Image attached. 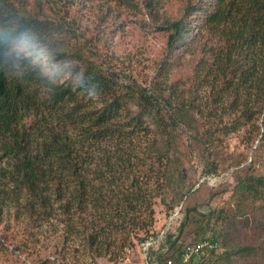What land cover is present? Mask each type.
Masks as SVG:
<instances>
[{"label":"trees","instance_id":"1","mask_svg":"<svg viewBox=\"0 0 264 264\" xmlns=\"http://www.w3.org/2000/svg\"><path fill=\"white\" fill-rule=\"evenodd\" d=\"M108 1L101 22L118 14L121 0ZM178 2L160 25L166 55L142 83L103 70L109 27L76 45L64 36L74 21L45 15L42 0H0V222L12 218L29 238L53 219L92 261L156 238L153 204L182 185L178 138L188 132L204 175L224 157L237 175L211 194L223 203L186 205L147 261L177 258L186 231L216 245L196 264H264V0ZM239 132L244 147L256 141L249 159L226 151Z\"/></svg>","mask_w":264,"mask_h":264},{"label":"rangeland","instance_id":"2","mask_svg":"<svg viewBox=\"0 0 264 264\" xmlns=\"http://www.w3.org/2000/svg\"><path fill=\"white\" fill-rule=\"evenodd\" d=\"M130 1L131 3L127 0L119 1L118 14L114 19L106 21L105 18L104 22H101L97 15L108 8L110 4L108 0H42L44 6L42 11L49 17L52 14L64 16L65 27L68 25L72 28L71 24L74 21V31L67 32L64 36L70 43L74 42L76 45H80L87 37L94 39H97V35L102 37L105 26V29L109 27L112 32L109 30L105 50L100 58L103 70L120 80L136 78L142 83H148L157 72L159 62L166 55V34L160 26L162 19L165 16L173 18L174 15H178L181 5L178 0H172L173 3L170 0H162L164 4L162 1L152 0L151 6L146 5L145 0ZM134 1H137V7L132 6ZM40 52L42 60L56 63L45 57L43 51ZM86 99L88 95H85ZM241 135L240 132L233 133L226 139V151L234 157L238 153L246 152L249 159L256 141L253 146L246 148L241 141ZM178 140L179 149L186 154L179 160L182 185L167 189L161 195L163 200L160 197L155 198L154 221L149 228V235L152 232L158 234L156 238H150L154 240L152 243L154 249H159V241L165 233L174 235L177 233L176 227L182 219V210L186 205L197 204L199 210L205 211L210 205L213 207L223 203L224 196H214L211 199V194L224 186L230 187L237 175L236 167L228 166L231 159L224 156L227 165L224 169L214 175H204L196 149L188 152L191 149L188 144V132H184ZM188 189L190 190L186 192ZM216 224L213 221L212 227ZM34 231L36 232L35 229ZM61 231V224L51 219L37 229V235L31 234L26 238L21 223L4 217L0 222V264H58L61 256L64 264H144L147 260L143 250L146 241L141 243L132 237L134 245L132 247L127 245L118 256L111 253L92 261L86 253L74 251L71 240L61 241ZM144 234L145 232L138 231L139 236ZM207 235L208 237L211 235V230ZM179 237V240L184 242L197 239L193 233L186 231ZM161 248L165 250L166 247ZM151 257L152 262L148 263L157 264L153 261L155 255L152 254Z\"/></svg>","mask_w":264,"mask_h":264},{"label":"built area","instance_id":"3","mask_svg":"<svg viewBox=\"0 0 264 264\" xmlns=\"http://www.w3.org/2000/svg\"><path fill=\"white\" fill-rule=\"evenodd\" d=\"M148 240V241H147ZM143 244L144 254L147 256L148 247L154 243V240L147 239ZM215 243L210 242L207 239H198L190 242H185L182 246L181 252L178 254L177 258L168 257L166 258L165 264H196V258L200 255V253L206 248L215 247ZM147 259V258H146ZM144 264H149L147 260H145Z\"/></svg>","mask_w":264,"mask_h":264}]
</instances>
